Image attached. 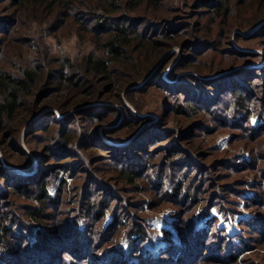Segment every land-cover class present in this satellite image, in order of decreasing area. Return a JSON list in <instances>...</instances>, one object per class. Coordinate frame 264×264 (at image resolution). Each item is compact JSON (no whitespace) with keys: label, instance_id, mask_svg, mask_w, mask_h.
I'll return each mask as SVG.
<instances>
[{"label":"rangeland","instance_id":"obj_1","mask_svg":"<svg viewBox=\"0 0 264 264\" xmlns=\"http://www.w3.org/2000/svg\"><path fill=\"white\" fill-rule=\"evenodd\" d=\"M194 1L165 0L169 24L154 9L147 17L159 24H129L170 45L136 91L87 95L86 110L66 113L51 101L68 94L53 93L17 133L0 135V236L13 229L0 264H62L71 248L84 264H264V20L228 27L206 15L214 0ZM7 2L0 49L24 35L25 60L92 50L76 25L55 31L39 16L20 24ZM131 171L136 184L125 180ZM42 183L54 199L46 218L32 221L29 205L39 201L27 190Z\"/></svg>","mask_w":264,"mask_h":264},{"label":"trees","instance_id":"obj_2","mask_svg":"<svg viewBox=\"0 0 264 264\" xmlns=\"http://www.w3.org/2000/svg\"><path fill=\"white\" fill-rule=\"evenodd\" d=\"M4 1L0 0V5ZM195 1L193 4L201 7L199 2ZM207 1L213 2L202 0L204 4ZM164 2L165 0H8L4 8L11 11L10 14L16 22L27 24L39 16L43 23L49 21L51 29L55 31L60 29V22L76 25L79 31L83 32V40L90 42L93 48L80 58L56 55L50 57V51L49 54L42 53L40 56H34L32 60H25L24 55L28 47L25 44L30 42L29 37L19 35L8 40L5 43L7 49H0V135L12 136L17 133L31 121L37 111L39 100L42 97L49 99L53 93L68 94L65 100L51 101L62 113L71 109L83 112L91 102L87 95L90 99H97L102 98L106 92L116 91L118 97H121V93L126 90L131 93L136 91L134 89L141 82L149 81L153 75L150 76V73L164 55V48L170 45L162 40L149 39L148 35L129 24L146 21L150 24H159L155 17H147V11L152 9L159 13L164 23L169 24L170 17L164 13ZM254 2L255 0H239L237 3L233 0H214L212 8L206 15L214 14L215 17L222 19V24H228V27L238 25L244 30H252L254 24L264 20V0H260L258 10L252 12L250 3ZM236 7H243V11L250 15L234 14ZM0 18L3 17L0 15ZM85 34L92 35L86 38ZM162 35L171 37V40H180V37H183L179 33ZM8 48H13V51H8L10 50ZM158 71L160 70L153 72ZM81 93H85L86 96L73 97ZM37 94L39 99L35 100ZM243 102L244 100L241 103ZM194 108L197 109L196 106ZM4 174L7 173L0 162L2 178L0 183L6 178ZM138 174L137 171H131L125 173L124 177L128 183L136 184ZM183 187H180L179 192H183ZM27 193L28 195L37 193L39 201L38 205H29L32 206L29 208V217L32 221L44 220L48 204L54 199L48 184L42 183L40 188L29 189ZM175 194L176 191L173 195ZM101 204V208L98 205L95 209L99 208L98 214L103 217L110 203L103 200ZM88 209H94V202ZM9 219L10 217L6 220ZM12 231L9 223L5 225L1 230L0 242H7L9 239L6 238L10 237ZM63 234L69 236V231ZM59 247L64 248L60 242L57 244V248ZM62 252L71 254V258L67 262L62 261V264H84L79 260L80 255L75 249ZM45 262L42 264H46Z\"/></svg>","mask_w":264,"mask_h":264}]
</instances>
